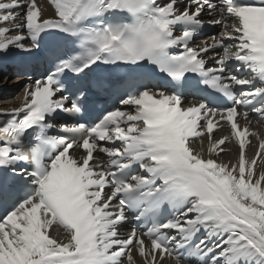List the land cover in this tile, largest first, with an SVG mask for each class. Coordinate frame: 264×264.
<instances>
[{
	"label": "snow or ice",
	"instance_id": "6c2138e0",
	"mask_svg": "<svg viewBox=\"0 0 264 264\" xmlns=\"http://www.w3.org/2000/svg\"><path fill=\"white\" fill-rule=\"evenodd\" d=\"M50 35L52 67L0 107V264H264V0H0V70ZM104 66L177 88L83 121ZM189 74L225 103L188 101Z\"/></svg>",
	"mask_w": 264,
	"mask_h": 264
},
{
	"label": "bare ground",
	"instance_id": "6f19581e",
	"mask_svg": "<svg viewBox=\"0 0 264 264\" xmlns=\"http://www.w3.org/2000/svg\"><path fill=\"white\" fill-rule=\"evenodd\" d=\"M41 0H38V3H40ZM43 2L45 4H47V0H43ZM49 12H51V9L49 8ZM5 79H1L0 81H4ZM17 81H6V82H0V107H11V106H18L19 104V98L17 97V94L12 95L11 93H7V97H3V92L2 90H5L6 87L12 88L14 84H16ZM9 91V90H6ZM219 138V137H216ZM226 149L230 148L231 152L229 153V155L223 156L224 160H228V159H235V153H236V146L235 145H226L224 146ZM250 154V153H249Z\"/></svg>",
	"mask_w": 264,
	"mask_h": 264
}]
</instances>
